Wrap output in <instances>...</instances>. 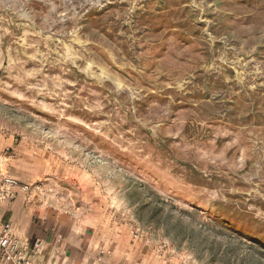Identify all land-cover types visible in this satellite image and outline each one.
Listing matches in <instances>:
<instances>
[{
    "label": "rangeland",
    "instance_id": "1",
    "mask_svg": "<svg viewBox=\"0 0 264 264\" xmlns=\"http://www.w3.org/2000/svg\"><path fill=\"white\" fill-rule=\"evenodd\" d=\"M0 171L99 264H264V0H0Z\"/></svg>",
    "mask_w": 264,
    "mask_h": 264
},
{
    "label": "crops",
    "instance_id": "2",
    "mask_svg": "<svg viewBox=\"0 0 264 264\" xmlns=\"http://www.w3.org/2000/svg\"><path fill=\"white\" fill-rule=\"evenodd\" d=\"M0 171V185H1ZM8 225L16 247L0 264H99L92 234L19 193L0 198V233Z\"/></svg>",
    "mask_w": 264,
    "mask_h": 264
},
{
    "label": "built area",
    "instance_id": "3",
    "mask_svg": "<svg viewBox=\"0 0 264 264\" xmlns=\"http://www.w3.org/2000/svg\"><path fill=\"white\" fill-rule=\"evenodd\" d=\"M26 190V187H18L16 181L10 178H4L0 186V198L13 197L16 190ZM9 226L6 225L0 233V255L3 260L11 257L16 247V242L10 237Z\"/></svg>",
    "mask_w": 264,
    "mask_h": 264
}]
</instances>
